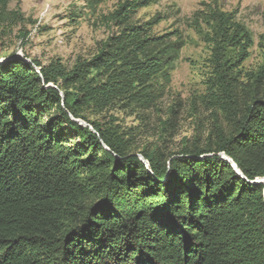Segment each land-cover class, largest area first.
Segmentation results:
<instances>
[{
  "label": "trees",
  "instance_id": "16d2710c",
  "mask_svg": "<svg viewBox=\"0 0 264 264\" xmlns=\"http://www.w3.org/2000/svg\"><path fill=\"white\" fill-rule=\"evenodd\" d=\"M130 19L72 67L0 60V264H264V80L240 90L221 52L244 27L217 21L229 125L165 155L91 119L153 106L183 46Z\"/></svg>",
  "mask_w": 264,
  "mask_h": 264
},
{
  "label": "rangeland",
  "instance_id": "374dc122",
  "mask_svg": "<svg viewBox=\"0 0 264 264\" xmlns=\"http://www.w3.org/2000/svg\"><path fill=\"white\" fill-rule=\"evenodd\" d=\"M131 1L0 0V60L25 54L72 67L92 58L131 16L127 23L142 25L152 35H168L183 46L168 69L169 80H156L153 106L112 110L91 119H116L115 125L132 134L138 152L157 147L167 155L205 143L229 125V104L216 84L217 21L227 17L246 31L237 45L221 50L231 57L235 82L243 90L259 76L264 80V0H159L124 12L122 6Z\"/></svg>",
  "mask_w": 264,
  "mask_h": 264
}]
</instances>
